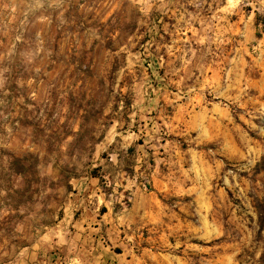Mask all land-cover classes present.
<instances>
[{
  "label": "rangeland",
  "instance_id": "374dc122",
  "mask_svg": "<svg viewBox=\"0 0 264 264\" xmlns=\"http://www.w3.org/2000/svg\"><path fill=\"white\" fill-rule=\"evenodd\" d=\"M262 159L264 0H0V264H264Z\"/></svg>",
  "mask_w": 264,
  "mask_h": 264
},
{
  "label": "trees",
  "instance_id": "16d2710c",
  "mask_svg": "<svg viewBox=\"0 0 264 264\" xmlns=\"http://www.w3.org/2000/svg\"><path fill=\"white\" fill-rule=\"evenodd\" d=\"M11 169L20 175H30V177L39 179L38 176V157L33 154H28L23 157H12V161L10 162ZM258 170L264 173V159L257 165ZM92 174L96 175L97 170H92ZM257 210H258V222H259V238L263 242V252L261 258L264 259V236H262V231L264 230V200L257 202Z\"/></svg>",
  "mask_w": 264,
  "mask_h": 264
}]
</instances>
